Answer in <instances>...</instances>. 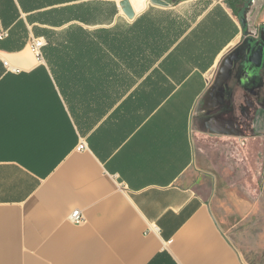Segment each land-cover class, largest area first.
I'll return each instance as SVG.
<instances>
[{
    "label": "crops",
    "instance_id": "crops-1",
    "mask_svg": "<svg viewBox=\"0 0 264 264\" xmlns=\"http://www.w3.org/2000/svg\"><path fill=\"white\" fill-rule=\"evenodd\" d=\"M118 1L0 0V264H246L198 147L245 134L227 99L237 2L130 0L128 19ZM78 3L94 21L60 14Z\"/></svg>",
    "mask_w": 264,
    "mask_h": 264
},
{
    "label": "rangeland",
    "instance_id": "rangeland-1",
    "mask_svg": "<svg viewBox=\"0 0 264 264\" xmlns=\"http://www.w3.org/2000/svg\"><path fill=\"white\" fill-rule=\"evenodd\" d=\"M250 5L249 25L264 22V0ZM256 105L243 136L198 142L200 165L212 180V211L246 264H264V103Z\"/></svg>",
    "mask_w": 264,
    "mask_h": 264
},
{
    "label": "flooded vegetation",
    "instance_id": "flooded-vegetation-1",
    "mask_svg": "<svg viewBox=\"0 0 264 264\" xmlns=\"http://www.w3.org/2000/svg\"><path fill=\"white\" fill-rule=\"evenodd\" d=\"M247 24V35L230 56L229 80L235 85L229 89L227 99L233 120L249 127L256 104L262 107L264 103V22L253 26ZM237 81L241 86L236 84ZM238 100L244 103H238Z\"/></svg>",
    "mask_w": 264,
    "mask_h": 264
},
{
    "label": "trees",
    "instance_id": "trees-1",
    "mask_svg": "<svg viewBox=\"0 0 264 264\" xmlns=\"http://www.w3.org/2000/svg\"><path fill=\"white\" fill-rule=\"evenodd\" d=\"M60 2L63 0H59ZM237 2V5H234L230 2V6L232 7V9L234 10L235 14L238 13V11L243 8L245 6V4H251V2L253 0H235ZM106 7H107V17H109L111 14H113L116 11V6L113 2L107 1L106 2ZM74 10L75 14H74V18L85 22V23H90L92 21H94L95 17H96V10L97 9V5H94V3H91L88 7V5L85 3H78V4H74L73 7L69 6L68 8L63 7L59 9L60 14L65 13L66 10H68V12L70 13L71 10ZM62 15H60L61 17ZM81 37V36H80Z\"/></svg>",
    "mask_w": 264,
    "mask_h": 264
},
{
    "label": "water",
    "instance_id": "water-1",
    "mask_svg": "<svg viewBox=\"0 0 264 264\" xmlns=\"http://www.w3.org/2000/svg\"><path fill=\"white\" fill-rule=\"evenodd\" d=\"M169 1L170 0H149V2H151L152 4L161 5V6L169 5ZM118 6L128 19H132L134 17L135 11H134V8L130 0H119ZM247 7H248V4H245V6L241 10H239L237 13L238 20L242 27V31L245 35H247L248 33V30H247L248 24H247V19H246V14H245Z\"/></svg>",
    "mask_w": 264,
    "mask_h": 264
},
{
    "label": "built area",
    "instance_id": "built-area-1",
    "mask_svg": "<svg viewBox=\"0 0 264 264\" xmlns=\"http://www.w3.org/2000/svg\"><path fill=\"white\" fill-rule=\"evenodd\" d=\"M45 44L44 38L41 37H32L29 41H28V46L29 49L31 50V52L33 54H35L38 58V61L43 60L42 59V48ZM7 64V62H5ZM86 147L84 140H80V142L77 145V148L79 150H82ZM69 219L71 222L75 223V224H81L82 222H84V216L81 212V210L79 209H75L73 210L70 215H69Z\"/></svg>",
    "mask_w": 264,
    "mask_h": 264
},
{
    "label": "bare ground",
    "instance_id": "bare-ground-1",
    "mask_svg": "<svg viewBox=\"0 0 264 264\" xmlns=\"http://www.w3.org/2000/svg\"><path fill=\"white\" fill-rule=\"evenodd\" d=\"M144 0H137L136 2V8H141V3L143 2Z\"/></svg>",
    "mask_w": 264,
    "mask_h": 264
}]
</instances>
